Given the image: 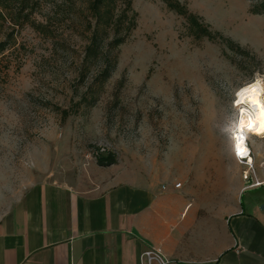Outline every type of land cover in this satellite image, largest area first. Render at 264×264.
I'll use <instances>...</instances> for the list:
<instances>
[{
	"label": "rangeland",
	"instance_id": "rangeland-1",
	"mask_svg": "<svg viewBox=\"0 0 264 264\" xmlns=\"http://www.w3.org/2000/svg\"><path fill=\"white\" fill-rule=\"evenodd\" d=\"M179 1L242 51L194 36L162 0H131L136 26L98 85L97 67L77 81L84 3L41 0L33 17L45 26L15 28L0 62V188L19 191L45 175L89 183L86 168L102 153L115 157L120 172L155 179L171 167V177H180L181 165L199 171L233 154L237 89L255 78L264 87V16L249 11L258 0ZM84 95L94 96L92 105L77 104ZM57 108L70 113L62 117ZM246 136L253 165L263 171L264 134ZM249 194L243 190L238 202Z\"/></svg>",
	"mask_w": 264,
	"mask_h": 264
},
{
	"label": "crops",
	"instance_id": "crops-1",
	"mask_svg": "<svg viewBox=\"0 0 264 264\" xmlns=\"http://www.w3.org/2000/svg\"><path fill=\"white\" fill-rule=\"evenodd\" d=\"M207 163L210 174L184 164L155 179L89 162L86 184L45 175L0 188V264H139L148 247L175 264H264V184H247L233 154Z\"/></svg>",
	"mask_w": 264,
	"mask_h": 264
},
{
	"label": "trees",
	"instance_id": "trees-1",
	"mask_svg": "<svg viewBox=\"0 0 264 264\" xmlns=\"http://www.w3.org/2000/svg\"><path fill=\"white\" fill-rule=\"evenodd\" d=\"M84 3L79 8L84 20L81 22L82 33L86 42L83 54L77 66V81L82 83L91 73L92 67H97L94 74V84L102 85L112 74L118 61V47L126 41L131 31L136 26V12L132 8L131 0H79ZM168 9L179 15H183L196 37L206 36L209 39L216 37L228 42L231 48L242 51L240 46L231 39L225 38L219 32H212L209 26L201 18L189 11L179 0H162ZM41 0H0V62L4 53L13 45L15 28L29 25L40 29L45 24L37 22L33 17L40 7ZM62 3L75 4L74 0H63ZM253 14L264 16V0H258L250 7ZM87 33V34H86ZM91 91V88H90ZM87 102L92 105L94 96L88 100L84 95L80 98L78 105ZM62 117H66L70 111L68 108H57ZM116 162L111 153H102L97 158L99 165L107 166Z\"/></svg>",
	"mask_w": 264,
	"mask_h": 264
},
{
	"label": "bare ground",
	"instance_id": "bare-ground-1",
	"mask_svg": "<svg viewBox=\"0 0 264 264\" xmlns=\"http://www.w3.org/2000/svg\"><path fill=\"white\" fill-rule=\"evenodd\" d=\"M252 88H255V91ZM242 89H247V91L243 92L240 97L245 100L244 104L237 105L235 103L240 109L238 123L233 133V148L236 147L241 152L246 153L249 150L246 145L248 138L246 132L252 135L264 134V87L261 81L255 78L237 89L236 100L237 93H240ZM250 101H255V103ZM241 107L244 109L243 114H241ZM250 160L252 161L251 156Z\"/></svg>",
	"mask_w": 264,
	"mask_h": 264
},
{
	"label": "built area",
	"instance_id": "built-area-1",
	"mask_svg": "<svg viewBox=\"0 0 264 264\" xmlns=\"http://www.w3.org/2000/svg\"><path fill=\"white\" fill-rule=\"evenodd\" d=\"M246 145L248 146V141L246 142ZM232 151L237 163L246 167V169L243 171V179L248 181L253 178V181L248 183L249 185L264 184V181H258L255 178L253 165L254 162L250 160V156L252 157L251 149L249 148L246 153L242 152L243 158L237 156L236 147H234ZM174 186L179 187L180 182H176ZM174 262V259L167 257L159 248L156 247H148L144 249L139 255V264H175Z\"/></svg>",
	"mask_w": 264,
	"mask_h": 264
},
{
	"label": "snow or ice",
	"instance_id": "snow-or-ice-1",
	"mask_svg": "<svg viewBox=\"0 0 264 264\" xmlns=\"http://www.w3.org/2000/svg\"><path fill=\"white\" fill-rule=\"evenodd\" d=\"M249 87H252V86H249ZM252 90L255 91V88H252ZM246 91H247V89H242L240 93H237V100L235 101V103L237 105H243L244 104L245 100L241 99L240 97H241L242 93L246 92ZM250 102L255 103V101H250ZM243 111H244V109H243V107H241V114H243ZM237 156L243 158V153L239 149H237Z\"/></svg>",
	"mask_w": 264,
	"mask_h": 264
}]
</instances>
